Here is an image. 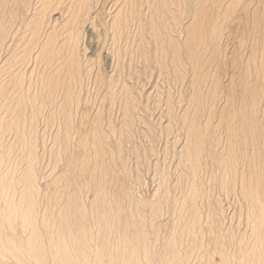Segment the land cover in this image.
<instances>
[{
	"label": "rangeland",
	"instance_id": "obj_1",
	"mask_svg": "<svg viewBox=\"0 0 264 264\" xmlns=\"http://www.w3.org/2000/svg\"><path fill=\"white\" fill-rule=\"evenodd\" d=\"M62 247L264 264V0H0V264Z\"/></svg>",
	"mask_w": 264,
	"mask_h": 264
},
{
	"label": "bare ground",
	"instance_id": "obj_2",
	"mask_svg": "<svg viewBox=\"0 0 264 264\" xmlns=\"http://www.w3.org/2000/svg\"><path fill=\"white\" fill-rule=\"evenodd\" d=\"M57 236V238L55 239V238H53V236H52V239L50 238V240H52V242L51 243H53V245H55V244H58V243H60L62 240L61 239H63V238H61L60 239V237H58V235H56ZM71 238H72V236H71ZM74 238V237H73ZM72 238V239H73ZM47 239H49V238H47ZM77 239V238H76ZM64 240V239H63ZM27 241H28V245L30 246V248H35L36 250H38V251H42V249H41V247L40 246H38L37 244H34L31 240H30V237H28V239H27ZM14 243V242H13ZM47 243H49V240H48V242ZM65 249V250H64ZM81 250L82 249H80L79 247H77L76 248V252L77 253H75L76 254V257H77V254L79 253V252H81ZM66 251V252H65ZM116 251V250H115ZM43 252V251H42ZM67 249H66V247H62V249L59 251V252H55V253H53V256L55 257V258H59V260L60 259H64V264H67L66 263V261H65V259L68 257L67 256ZM131 253H132V251H131ZM130 252H129V254H131ZM1 254V253H0ZM129 260H130V263L129 264H138V263H135V258H131V256H130V258H129ZM110 261H111V259H110ZM77 263H78V261H77ZM121 263V262H120ZM126 264H128V263H126Z\"/></svg>",
	"mask_w": 264,
	"mask_h": 264
}]
</instances>
